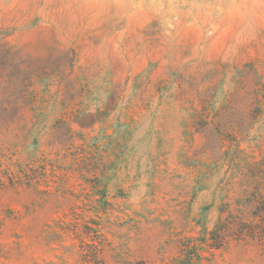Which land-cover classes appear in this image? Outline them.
<instances>
[{"label":"rangeland","instance_id":"rangeland-1","mask_svg":"<svg viewBox=\"0 0 264 264\" xmlns=\"http://www.w3.org/2000/svg\"><path fill=\"white\" fill-rule=\"evenodd\" d=\"M262 201L264 0H0V264H264Z\"/></svg>","mask_w":264,"mask_h":264},{"label":"trees","instance_id":"trees-1","mask_svg":"<svg viewBox=\"0 0 264 264\" xmlns=\"http://www.w3.org/2000/svg\"><path fill=\"white\" fill-rule=\"evenodd\" d=\"M253 215L257 218L264 217V201L257 202L254 206ZM262 223H264V219ZM85 234H88V236L93 234L95 239H99L98 231L92 227H87ZM210 235V247L212 249H221L228 244L230 238H234L235 236H237V239L241 241L246 239H260L264 241V228L258 227V224L256 223H247L244 221V215H242L240 217H228L220 220L215 229L210 232ZM98 243V245H94L92 253L96 260L104 251V243L102 241H98ZM86 246H88V244H86ZM179 250L180 254L186 258V264H192L193 256L190 251L193 250V246L191 245V240L185 239L184 241H181L179 244ZM85 256H88V254H85ZM202 256L203 255L201 254L197 256L198 264H202V261L205 259Z\"/></svg>","mask_w":264,"mask_h":264}]
</instances>
